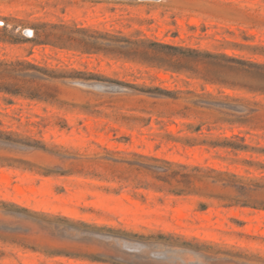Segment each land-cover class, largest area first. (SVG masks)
Here are the masks:
<instances>
[{
    "label": "rangeland",
    "instance_id": "rangeland-1",
    "mask_svg": "<svg viewBox=\"0 0 264 264\" xmlns=\"http://www.w3.org/2000/svg\"><path fill=\"white\" fill-rule=\"evenodd\" d=\"M222 54L264 62V0H0L51 96L0 92V264H264V188L214 171L264 184V130L215 104L264 95Z\"/></svg>",
    "mask_w": 264,
    "mask_h": 264
},
{
    "label": "trees",
    "instance_id": "trees-1",
    "mask_svg": "<svg viewBox=\"0 0 264 264\" xmlns=\"http://www.w3.org/2000/svg\"><path fill=\"white\" fill-rule=\"evenodd\" d=\"M224 57H228V59L233 62L234 68L247 72L253 76H255V81L251 84H245L241 86L243 89L247 90L251 93H256L260 95H264V62L256 61V60H247L234 56H228L227 54H222ZM30 70L41 71L38 66L31 63L27 60H16V61H8V60H0V92H3L10 97H26L30 99H39L44 101H49L51 96L47 95L46 92L42 91L41 88L31 85L30 81L22 80L18 77V74L15 72L18 71H26V76H34ZM45 75L47 72H43ZM9 79V80H7ZM237 85H234L236 87ZM229 98L233 100H241L239 98H235L229 96ZM243 99L247 100V103L244 106H239L238 104L227 103L223 104L221 102H216V105L226 106L235 111H242L243 117L235 120L234 123H238L241 126H246L251 129H261L264 130V120H262L263 114H260L261 109L264 110V103L261 101H251L250 99L244 97ZM12 101V98H10ZM249 130V131H250ZM248 131V132H249ZM213 146H221L225 148H230L235 151H245L252 149H257L251 147L246 143V138L241 136L240 134H234L231 137H225L223 141H213L210 142ZM264 152V148L259 149ZM264 167V166H263ZM214 171L218 172L219 175L230 174L233 177V181L231 182L233 186H236L243 192H248L249 190H257L264 188V184L259 183H245L236 173H229L227 171ZM249 186H254L251 188ZM236 203H240L244 206H252L254 208L264 209V201H252L250 199L244 200H236Z\"/></svg>",
    "mask_w": 264,
    "mask_h": 264
},
{
    "label": "built area",
    "instance_id": "built-area-1",
    "mask_svg": "<svg viewBox=\"0 0 264 264\" xmlns=\"http://www.w3.org/2000/svg\"><path fill=\"white\" fill-rule=\"evenodd\" d=\"M26 31H30V32H32V33H33V30H31V29H27Z\"/></svg>",
    "mask_w": 264,
    "mask_h": 264
},
{
    "label": "water",
    "instance_id": "water-1",
    "mask_svg": "<svg viewBox=\"0 0 264 264\" xmlns=\"http://www.w3.org/2000/svg\"><path fill=\"white\" fill-rule=\"evenodd\" d=\"M28 33L30 34L31 32H30V31H28Z\"/></svg>",
    "mask_w": 264,
    "mask_h": 264
}]
</instances>
